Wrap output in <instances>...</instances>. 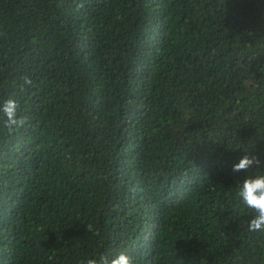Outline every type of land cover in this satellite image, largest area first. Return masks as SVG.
Here are the masks:
<instances>
[{"label": "trees", "instance_id": "obj_1", "mask_svg": "<svg viewBox=\"0 0 264 264\" xmlns=\"http://www.w3.org/2000/svg\"><path fill=\"white\" fill-rule=\"evenodd\" d=\"M8 99L0 264H264V0H0Z\"/></svg>", "mask_w": 264, "mask_h": 264}, {"label": "clouds", "instance_id": "obj_2", "mask_svg": "<svg viewBox=\"0 0 264 264\" xmlns=\"http://www.w3.org/2000/svg\"><path fill=\"white\" fill-rule=\"evenodd\" d=\"M24 83L30 85L31 80L25 77ZM18 109L19 104L13 99L0 104V112L6 118L5 126L9 129L22 127L26 123L25 117L18 118ZM260 167H264V162L258 156L244 153L239 162L233 165L232 171L234 173L247 172L249 169ZM237 195L251 214V219L247 221V230L264 233V172H257L253 176L246 177L240 183ZM85 264H134V262L125 251H120L111 259L101 255L98 258L87 259Z\"/></svg>", "mask_w": 264, "mask_h": 264}]
</instances>
